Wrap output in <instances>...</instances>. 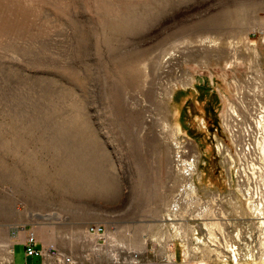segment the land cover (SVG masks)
Returning a JSON list of instances; mask_svg holds the SVG:
<instances>
[{"label": "rangeland", "instance_id": "1", "mask_svg": "<svg viewBox=\"0 0 264 264\" xmlns=\"http://www.w3.org/2000/svg\"><path fill=\"white\" fill-rule=\"evenodd\" d=\"M251 91L264 0H0L1 242L26 226L80 264H264V196L223 159L225 99ZM15 263L40 261L18 244Z\"/></svg>", "mask_w": 264, "mask_h": 264}, {"label": "built area", "instance_id": "2", "mask_svg": "<svg viewBox=\"0 0 264 264\" xmlns=\"http://www.w3.org/2000/svg\"><path fill=\"white\" fill-rule=\"evenodd\" d=\"M247 94H249L248 98L244 97V94H236L234 101L231 102L228 98L225 99L228 107L224 118V125L229 133L234 149L231 151L226 147L227 150L223 154L224 165L228 168L231 178L233 166L235 165L236 167L238 164H241L242 168L236 167L237 170L235 172L236 178L239 181L238 184H242L243 187L248 186L246 188L247 191H243L245 194L250 193L249 190H252L253 187H255V190L256 183L255 181L242 180V172L246 170L243 164L247 163L246 167L249 177L253 178L251 173L254 172L251 169H254L255 173H257L259 171L257 169L263 167L264 172V156L260 153L258 147L259 143L264 144V94L263 92L254 94L252 91L247 92ZM224 147V145L221 146L222 150H224ZM261 162L263 165H261ZM259 175L261 176V179H258L259 183H263L264 176ZM27 229L24 226L23 228L14 230L10 235V243L1 242L3 238L0 230V252L7 253L10 258L9 261L3 260L1 264H16L15 250L18 244L25 248L26 260L38 259L41 264H80L74 255H68L57 247L45 248L43 245H39L36 232H30ZM88 233L101 236L102 230L92 227Z\"/></svg>", "mask_w": 264, "mask_h": 264}, {"label": "bare ground", "instance_id": "3", "mask_svg": "<svg viewBox=\"0 0 264 264\" xmlns=\"http://www.w3.org/2000/svg\"><path fill=\"white\" fill-rule=\"evenodd\" d=\"M258 147H259V150H260V153L264 156V144H258ZM244 168L246 170H244L242 173H243V176H242V180L243 181H249V182H252V181H255L256 183V189L254 190L255 187L252 188V190L250 189V193H247L246 195L248 196V199L251 200L252 199V203H253V206L255 205V203H257V201L260 199V197H263L264 196V179L262 180L263 183H259V180L258 179H261V176L259 174H261L262 176H264V172H263V167L257 169L259 171H257V173H255V170L251 169L252 172L254 173H251L253 175V178L252 177H249L248 175V169H247V163L246 164H243ZM250 170V169H249ZM246 171V172H245ZM258 174V175H257ZM257 190V191H256ZM264 204V201H261L260 202V206L259 207H256L255 208V211L258 212L260 211V207L263 208ZM260 213V212H258ZM233 254H234V257L237 256V252H236V249L232 251Z\"/></svg>", "mask_w": 264, "mask_h": 264}]
</instances>
